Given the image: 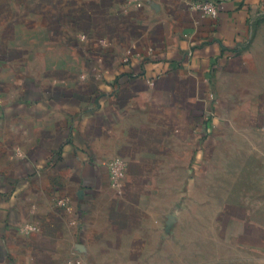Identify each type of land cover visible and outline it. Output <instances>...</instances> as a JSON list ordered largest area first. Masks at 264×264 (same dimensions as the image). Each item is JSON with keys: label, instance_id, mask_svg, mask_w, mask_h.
<instances>
[{"label": "crops", "instance_id": "1", "mask_svg": "<svg viewBox=\"0 0 264 264\" xmlns=\"http://www.w3.org/2000/svg\"><path fill=\"white\" fill-rule=\"evenodd\" d=\"M196 1L0 0V264H264V0Z\"/></svg>", "mask_w": 264, "mask_h": 264}, {"label": "rangeland", "instance_id": "2", "mask_svg": "<svg viewBox=\"0 0 264 264\" xmlns=\"http://www.w3.org/2000/svg\"><path fill=\"white\" fill-rule=\"evenodd\" d=\"M181 223L178 227L172 224L170 240L147 264H226L218 262L216 254L214 257L208 210L199 211L195 217L191 213Z\"/></svg>", "mask_w": 264, "mask_h": 264}, {"label": "built area", "instance_id": "3", "mask_svg": "<svg viewBox=\"0 0 264 264\" xmlns=\"http://www.w3.org/2000/svg\"><path fill=\"white\" fill-rule=\"evenodd\" d=\"M192 9L201 13L203 17L216 18L223 8L220 0H200L191 3ZM109 171L112 179L119 181L125 173V165L120 160H114L109 165Z\"/></svg>", "mask_w": 264, "mask_h": 264}]
</instances>
